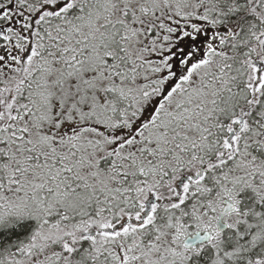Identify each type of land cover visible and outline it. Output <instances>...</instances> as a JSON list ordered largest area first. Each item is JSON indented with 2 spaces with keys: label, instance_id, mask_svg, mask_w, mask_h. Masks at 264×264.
<instances>
[{
  "label": "snow or ice",
  "instance_id": "snow-or-ice-1",
  "mask_svg": "<svg viewBox=\"0 0 264 264\" xmlns=\"http://www.w3.org/2000/svg\"><path fill=\"white\" fill-rule=\"evenodd\" d=\"M0 264H264V0H0Z\"/></svg>",
  "mask_w": 264,
  "mask_h": 264
}]
</instances>
